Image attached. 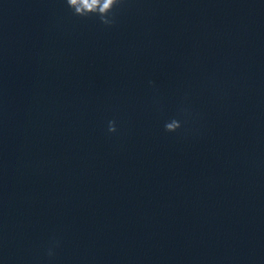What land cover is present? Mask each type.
I'll return each mask as SVG.
<instances>
[{"label": "clouds", "instance_id": "9594fccd", "mask_svg": "<svg viewBox=\"0 0 264 264\" xmlns=\"http://www.w3.org/2000/svg\"><path fill=\"white\" fill-rule=\"evenodd\" d=\"M65 2L73 15L81 18L96 16L102 25L112 27L116 23L117 10L125 3V0H65ZM181 128V120L175 117L166 121L164 125L165 131L169 133H175ZM107 130L109 133L117 132L115 120L108 121ZM47 254L52 257L54 252L49 248Z\"/></svg>", "mask_w": 264, "mask_h": 264}]
</instances>
